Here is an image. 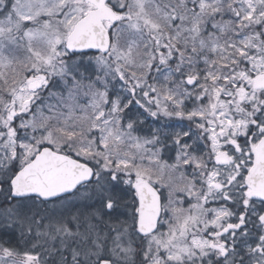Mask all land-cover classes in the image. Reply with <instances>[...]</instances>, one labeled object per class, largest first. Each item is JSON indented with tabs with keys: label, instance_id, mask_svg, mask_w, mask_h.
Returning a JSON list of instances; mask_svg holds the SVG:
<instances>
[{
	"label": "snow or ice",
	"instance_id": "1",
	"mask_svg": "<svg viewBox=\"0 0 264 264\" xmlns=\"http://www.w3.org/2000/svg\"><path fill=\"white\" fill-rule=\"evenodd\" d=\"M0 264H264V0H0Z\"/></svg>",
	"mask_w": 264,
	"mask_h": 264
}]
</instances>
